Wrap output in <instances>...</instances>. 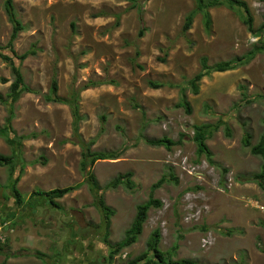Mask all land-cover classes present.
Here are the masks:
<instances>
[{
    "label": "rangeland",
    "instance_id": "374dc122",
    "mask_svg": "<svg viewBox=\"0 0 264 264\" xmlns=\"http://www.w3.org/2000/svg\"><path fill=\"white\" fill-rule=\"evenodd\" d=\"M136 1L14 0L25 26L14 50L20 56L33 49L35 55L21 65L32 93L22 95L13 116L0 103V129L11 125V138L20 139L14 147L0 137V153L18 151L25 165L13 177L21 176L17 189L25 204L20 207L10 172L0 167V264L9 255L7 264H129L151 254L155 231L159 250L174 262L264 264V189L254 182L263 160L243 143L246 132L251 146L264 137V3L243 0L254 18L253 33L225 7L210 10V31L198 14L184 33L194 0ZM11 34L5 0H0V48L10 55L4 48ZM255 49L247 65L213 72L195 94L192 79L203 58L212 66ZM53 80L61 99L79 94L82 140H95L94 152L119 153L91 168L99 194L114 211L109 226L87 182L88 172L81 170V149L70 143L77 141L71 108L45 99ZM12 81L10 66L0 60L3 95ZM101 81L108 84L83 90ZM149 82L166 86L155 90ZM183 98L190 114L178 107ZM202 125L212 131L206 141L210 159L198 154L194 141L193 128ZM163 138L177 144L148 143ZM129 173L130 186L107 188ZM163 177L166 182L152 190ZM76 185V191L56 201L62 210L45 207L31 213L25 208L37 191ZM150 198L162 207L149 210L137 242L110 262V247L126 239L137 207ZM16 211L14 219L2 222Z\"/></svg>",
    "mask_w": 264,
    "mask_h": 264
},
{
    "label": "trees",
    "instance_id": "16d2710c",
    "mask_svg": "<svg viewBox=\"0 0 264 264\" xmlns=\"http://www.w3.org/2000/svg\"><path fill=\"white\" fill-rule=\"evenodd\" d=\"M123 1L132 2L137 5L139 4V2L136 0H123ZM194 1L196 4V8L192 13H190L186 17L185 25L183 28L184 33H187L189 30H191L194 19L198 14L203 15L205 20V27L208 31H210L212 27V18H211L210 10L221 7H225L237 13L240 16L242 22L247 26L248 30L251 33L254 32V18L252 17L250 8L245 1L243 0H194ZM258 1L264 3V0H258ZM5 11L10 23L12 24V34L9 43L6 46V48H4V50L9 49V51H11L10 53L13 56L10 54H5L3 52V49L0 48V60H3L10 66L13 81L9 87L8 92L5 95H3L0 92V103L2 105L8 106V108L10 109V113L13 116L14 106L21 99L22 95L25 93H32V90L25 83V78L21 70V65L31 55H35V50L32 49L20 56L17 55V53L14 50V44L17 41L19 34H21L25 30V26L17 16L14 0H5ZM102 15L103 14H99L96 17ZM73 27H75L74 24ZM260 30L264 32V23ZM143 36H144V29L141 30L139 37H143ZM258 51H259L258 49H255L253 52L241 58L233 59L227 62H220L212 66L208 64L207 58H203L201 62L202 68L200 73L192 79V85L195 94L199 92L198 84L205 77L210 76L213 72L224 73L227 71L236 70L241 66L247 65L255 57ZM3 82L7 83L6 80H3ZM106 84H108V82L106 81L89 82L87 85L83 87V90L85 91L88 90L89 88L106 85ZM149 86L152 89L158 90L164 88L166 85L160 82H149ZM58 92H59L58 82L57 80H53L50 89V94L47 95L45 99L49 103H61L68 105L71 108L72 115L74 117L73 135L77 141H70V143L77 144L81 149V155H82L81 170L83 172H88L86 174L87 182L91 188L92 193L96 198L97 207L102 211L104 218L108 221L106 222V224L107 226H109L110 224L109 220L111 216L114 214V211L106 206L103 197H101V195L99 194L100 187L94 173L91 171V168H93V166L98 161L113 159L117 157L119 153L107 154V153L92 151V148L96 144V141L91 140L90 142H85L84 140H82L79 134L80 122L82 120L80 116L79 104H78L79 94L76 93L71 97L72 99L65 100V99H61L58 96ZM178 107L186 108V111L189 114L192 112V108L188 103V101L186 100V98H183L182 102L178 105ZM10 122H11V118L8 120V123ZM193 129H194V141L197 145L198 154L199 155L205 154L210 159L211 152L209 151L206 141L210 138L212 134L211 127L207 125H202V126H194ZM11 131H12L11 125L5 126L4 129H0V137L6 138V141L15 147L20 144V139L18 140L17 138L15 139L11 138L10 136ZM250 140H251V135L248 132H246L243 138V143L245 147L251 148L252 155L261 157L263 160L261 172L254 176V182L257 183L261 189H264V137H262L261 141L256 146H251ZM65 143H69V142L65 141ZM148 143L153 146H158V147L165 146L167 148L177 144L167 138H163L157 141L148 140ZM19 159L20 157L18 151H15V153H13L10 156L3 155L0 153V167L7 168L10 172V178L12 182L10 187L11 190H13V192L15 193V201L18 207L23 206L25 204L22 194L17 189V183L20 181L21 176L20 175L16 176L13 181V177L16 169L20 168L21 169L20 172L23 173L25 168V165L22 163V160L20 161ZM131 176H132L131 173L127 175L119 176L116 179H114L111 183H109L107 185V188L108 189L117 188L120 185L130 186ZM166 180H167L166 177H163L156 185L153 186L152 190H156L157 188L162 186L166 182ZM79 186L80 185L66 187V188H57L47 192L37 191L32 195L31 201L27 204V206L25 205V208H29L31 213L38 211L39 208H45V207L53 208L55 210H62L60 205L56 201L64 198L66 195L70 194L71 192L76 191L79 188ZM152 207L160 208L162 207V203L160 201L153 200L152 198H150V200L147 203L143 205H139L137 207V215L135 217V220L131 228L126 233V239L110 247L111 248V252L109 256L110 262L113 260L114 256L120 253L121 250H123L124 248H128L137 242L139 236L142 234L144 223L148 219V212ZM17 214H18L17 211L11 213L9 217L5 220H2V222L4 223L10 219H14L17 216ZM105 242H108L107 238ZM159 243H160V234L158 231H155L149 243L151 254L148 255L147 253H145L140 257L136 258L134 261L130 262L129 264H197L189 260H184L179 262L172 261L171 258H167L165 254L159 250L158 248ZM2 248L3 247H0V255H3ZM14 256L16 258L18 255H14ZM9 259H11V256L10 255L6 256V259L2 264H7Z\"/></svg>",
    "mask_w": 264,
    "mask_h": 264
}]
</instances>
